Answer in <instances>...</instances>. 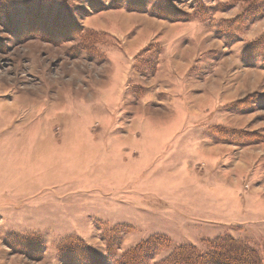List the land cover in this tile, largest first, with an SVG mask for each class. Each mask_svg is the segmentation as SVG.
<instances>
[{"label":"rangeland","instance_id":"obj_1","mask_svg":"<svg viewBox=\"0 0 264 264\" xmlns=\"http://www.w3.org/2000/svg\"><path fill=\"white\" fill-rule=\"evenodd\" d=\"M222 236L264 254V0H0V264Z\"/></svg>","mask_w":264,"mask_h":264},{"label":"trees","instance_id":"obj_2","mask_svg":"<svg viewBox=\"0 0 264 264\" xmlns=\"http://www.w3.org/2000/svg\"><path fill=\"white\" fill-rule=\"evenodd\" d=\"M133 11L142 12L143 10ZM161 241L165 239L159 240L158 245H162L159 244ZM211 242L209 248L204 251L192 245L175 247L162 260H151L150 264H264V254L249 242L240 241L231 236L218 237ZM150 246V241L140 242L125 253L121 260L125 264H141L145 257H149L146 250Z\"/></svg>","mask_w":264,"mask_h":264},{"label":"crops","instance_id":"obj_3","mask_svg":"<svg viewBox=\"0 0 264 264\" xmlns=\"http://www.w3.org/2000/svg\"><path fill=\"white\" fill-rule=\"evenodd\" d=\"M151 19V20H150ZM149 19V21L150 22H152L153 23V20H152V18H150ZM170 24V23H169ZM171 24H173V23H171ZM168 27V26H167ZM189 27L187 26V25H183V26H178V27H175V26H173L172 28H170V30H169V32L166 34L167 36H169V37H167L168 39L169 38H171V37H174V36H178V33L180 32V33H182L183 32V34H184V36H186L187 35V30L186 29H188ZM167 29H169V28H167ZM174 30H179V31H177L176 33H174L175 31ZM146 31L147 30H145V33H146ZM183 34H182V36H183ZM181 35V34H180ZM179 37V36H178ZM176 38V37H175ZM175 38H173V39H175ZM181 57L182 58H188V59H191L192 58V52L191 53H189V54H185V56L183 57V55H181Z\"/></svg>","mask_w":264,"mask_h":264}]
</instances>
